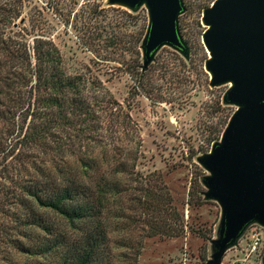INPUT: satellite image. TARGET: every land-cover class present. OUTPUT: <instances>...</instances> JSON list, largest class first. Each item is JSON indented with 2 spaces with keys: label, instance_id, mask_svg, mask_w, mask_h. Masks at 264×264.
<instances>
[{
  "label": "rangeland",
  "instance_id": "1",
  "mask_svg": "<svg viewBox=\"0 0 264 264\" xmlns=\"http://www.w3.org/2000/svg\"><path fill=\"white\" fill-rule=\"evenodd\" d=\"M181 2L177 28L187 55L168 45L154 53L147 69L149 89L155 97L151 101L140 94L129 75L114 70L123 60L131 64L134 55L128 53L120 60L109 53L115 47L108 51L104 48L107 36H115V40L126 36L132 50L139 27L148 26L144 5L132 12L123 6L109 7L108 0H0L1 65L6 63L2 54L7 50L32 56L33 39L44 35L57 46L70 72L89 68L129 116L124 132L128 138L136 135L133 146L138 159L134 175L122 180L128 189L107 212L114 264H207L220 236L222 210L215 200L205 198L208 190L203 180L210 173L199 159L220 143L238 107L224 102L231 85L211 87L205 71L209 55L202 44L207 28L202 15L214 0ZM89 5L108 9L90 20L85 13ZM123 11L139 13L143 23L135 25L129 19L125 24ZM89 34L104 37L91 48L80 43L81 37ZM140 50L142 53V46ZM15 78L9 75L8 80ZM30 85L21 89L17 98L28 97ZM0 91V110L7 111L16 95L7 87H0ZM18 100L22 102V98ZM21 122L20 116L14 120L0 118V264H37L43 260L16 249L18 242L26 243L21 234L28 206L18 202V177L4 179L9 172L18 176L22 170L19 157H15L17 151L6 156ZM33 156L41 157L37 153ZM117 214L119 217L114 218ZM252 231H261L264 237L261 225L250 224L219 264H264V242L246 260L241 254L244 240Z\"/></svg>",
  "mask_w": 264,
  "mask_h": 264
},
{
  "label": "trees",
  "instance_id": "2",
  "mask_svg": "<svg viewBox=\"0 0 264 264\" xmlns=\"http://www.w3.org/2000/svg\"><path fill=\"white\" fill-rule=\"evenodd\" d=\"M107 9L89 5L85 13L91 20ZM121 14L125 24L129 19L135 25L144 21L139 13ZM146 31L142 24L132 50L126 36L117 40L107 36L104 48L115 47L109 53L120 60L128 53L134 55L131 64L123 60L114 70L129 75L140 94L155 101L140 50ZM43 36L33 39L32 56L7 50L2 54L7 65L0 64V87L11 88L16 95L7 111L0 110V118L20 116L22 121L6 154L17 151L22 170L4 178L18 177V202L28 206L21 234L26 243L18 242L16 249L42 258L37 264H114L106 217L111 203L128 189L123 178L134 175L135 134L127 137L129 116L99 77L89 68L70 72L57 46ZM103 37L84 35L80 43L92 48ZM9 75L16 78L11 82ZM29 85L28 97H18L19 102L17 93ZM34 153L41 157L34 159Z\"/></svg>",
  "mask_w": 264,
  "mask_h": 264
},
{
  "label": "water",
  "instance_id": "3",
  "mask_svg": "<svg viewBox=\"0 0 264 264\" xmlns=\"http://www.w3.org/2000/svg\"><path fill=\"white\" fill-rule=\"evenodd\" d=\"M108 5L132 12L141 5L147 9L145 67L163 45L187 55L177 28L181 0H108ZM202 21L207 27L202 44L209 55L205 71L210 86L231 85L224 102L238 107L220 143L199 159L210 173L203 180L205 198L222 210L220 236L207 262L219 264L250 224L264 228V0H214Z\"/></svg>",
  "mask_w": 264,
  "mask_h": 264
},
{
  "label": "built area",
  "instance_id": "4",
  "mask_svg": "<svg viewBox=\"0 0 264 264\" xmlns=\"http://www.w3.org/2000/svg\"><path fill=\"white\" fill-rule=\"evenodd\" d=\"M264 242V237L262 236V232L252 231L249 236H247L244 240V247L242 249L241 254H244V260L248 257L255 255L259 250V247L262 246ZM242 264V263H240Z\"/></svg>",
  "mask_w": 264,
  "mask_h": 264
},
{
  "label": "bare ground",
  "instance_id": "5",
  "mask_svg": "<svg viewBox=\"0 0 264 264\" xmlns=\"http://www.w3.org/2000/svg\"><path fill=\"white\" fill-rule=\"evenodd\" d=\"M229 85V84H228Z\"/></svg>",
  "mask_w": 264,
  "mask_h": 264
}]
</instances>
